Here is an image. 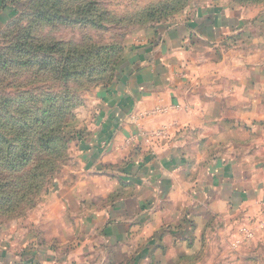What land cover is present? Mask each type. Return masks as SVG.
<instances>
[{
  "label": "rangeland",
  "instance_id": "374dc122",
  "mask_svg": "<svg viewBox=\"0 0 264 264\" xmlns=\"http://www.w3.org/2000/svg\"><path fill=\"white\" fill-rule=\"evenodd\" d=\"M206 7L221 12L222 18L233 14L243 18L219 46L191 37L188 43L194 57L222 63L221 72L226 75L233 70L230 65H235L238 75L252 78L256 89L253 110L261 112L264 0H0V55L13 62L23 51V59L53 64L51 70L0 69V264H136L129 255L134 244L109 245L103 237L106 225L97 226L85 219L93 207L99 210L103 203L114 202L117 191L106 198L94 193L116 186L117 180L111 176L114 165L97 163L92 167L78 156L89 139L91 118L96 119L101 112L98 89L108 88L118 73L124 74L134 60L136 39L154 31L155 40L160 31L189 15L203 14ZM240 30L246 32L238 34ZM53 43V50L38 48ZM116 44L109 53L115 52L116 59L123 49L128 56L118 71L112 68L115 59L104 58L107 52L100 48ZM89 45L94 47L87 48ZM70 63H74L73 68ZM62 68H77V72L66 79ZM244 104V100L238 101L236 107ZM58 107H63V113ZM260 118L254 122L264 124ZM45 125H50L51 132L43 129ZM44 134L60 136L59 145L44 148ZM253 136L251 142L250 133L238 129L240 146L234 151L244 154L254 143L252 153L260 157L264 130L257 127ZM225 145L219 149L222 153L229 151ZM92 170L108 173L92 176ZM76 191H80L79 197ZM86 203L94 206L88 208ZM161 230L169 233L173 228ZM128 236L133 241L147 237L148 232L135 225ZM137 246L140 253L150 249L147 242ZM174 246L178 248L177 243ZM159 247L164 245L159 242ZM164 260L158 259L157 264H165ZM145 264L156 263L149 257Z\"/></svg>",
  "mask_w": 264,
  "mask_h": 264
},
{
  "label": "crops",
  "instance_id": "0c3cea01",
  "mask_svg": "<svg viewBox=\"0 0 264 264\" xmlns=\"http://www.w3.org/2000/svg\"><path fill=\"white\" fill-rule=\"evenodd\" d=\"M203 10L160 31L155 40L154 31L136 39L124 74L98 89L101 112L91 118L78 156L92 167L114 165L116 186L94 192L106 198L117 191L114 202L99 210L86 203L93 209L84 218L106 225L109 245L134 244L129 255L136 264L149 257L156 264L160 258L165 264H264V139L260 157L252 153L254 143L244 154L234 151L240 146L238 129L249 132L251 142L257 127L264 130L262 121L254 122L264 119V110H253L252 78L238 75L235 65L224 74L222 63L194 57L188 43L192 37L219 46L243 17L233 14L226 22L215 8ZM241 100L244 107L237 108ZM223 144L227 153L219 150ZM135 225L148 236L130 241ZM145 242L149 251L136 252Z\"/></svg>",
  "mask_w": 264,
  "mask_h": 264
},
{
  "label": "trees",
  "instance_id": "16d2710c",
  "mask_svg": "<svg viewBox=\"0 0 264 264\" xmlns=\"http://www.w3.org/2000/svg\"><path fill=\"white\" fill-rule=\"evenodd\" d=\"M86 6V5H85ZM40 17L42 16H44V15H42V14H40L39 15ZM30 46H32V44L30 43ZM44 45H39L38 46V48H44L45 49V51H47V50H51V47H52V50L55 48V46H56V44H52L51 46H46V47H43ZM94 47V45H89V47H87V48H93ZM96 47V46H95ZM117 47V44H116V46L114 47V46H112V45H100V48H102V49H105L106 50V55L104 56V58H108V59H110L111 58V56L113 57V54H115V52H110L109 53V51H111L112 49H115ZM118 52V51H117ZM119 53V54H118ZM117 54V56H116V59L114 60V63L112 64V68L114 69V67H115V70H119L120 69V66H121V64H122V62L124 61V58L125 57H128L127 55L125 56L124 55V52H123V49H121L120 50V52H118ZM25 55H26V53H25ZM83 55H84V53H83ZM103 56V55H102ZM0 57L1 58H5L3 55H0ZM23 57H24V52L22 51L21 52V56H17L16 57V60L15 61H9V60H7L6 58V60H4L3 62H2V59L0 58V69H7V68H9V67H12V66H20V67H23L24 69H26V68H33V67H36L37 69H50L51 70V68H52V65H51V63H49V62H47V61H41V60H39V61H34L33 59H31V58H29V59H23ZM70 67L71 68H73L74 67V63H73V65H72V63H70ZM58 70H59V72L61 73V70H60V68H58ZM62 70L63 71H66V79L68 78V76H70V75H72L73 73H76L77 71V68L75 69V70H73V71H69V69L68 68H66V69H64V68H62ZM53 109V108H52ZM51 109V110H52ZM58 109H59V111H60V113H63V107H58ZM54 110V109H53ZM48 112H50V110H47ZM49 126L50 125H45L44 127H43V129L44 130H47V132H51V130L49 129ZM42 129V130H43ZM58 138V141H56L55 140V138ZM60 136H49V135H42V137H41V140H42V145H43V147L44 148H46V149H51L52 148V145L54 144V146H55V148H56V146L57 145H59V140H60ZM57 144V145H56ZM57 152H59V151H57ZM26 159V158H25Z\"/></svg>",
  "mask_w": 264,
  "mask_h": 264
},
{
  "label": "built area",
  "instance_id": "2783aa9c",
  "mask_svg": "<svg viewBox=\"0 0 264 264\" xmlns=\"http://www.w3.org/2000/svg\"><path fill=\"white\" fill-rule=\"evenodd\" d=\"M159 132H160V131H159ZM159 132H158V133H159Z\"/></svg>",
  "mask_w": 264,
  "mask_h": 264
}]
</instances>
